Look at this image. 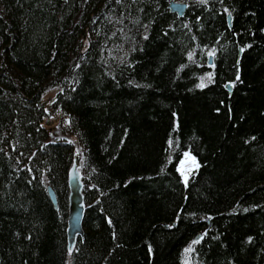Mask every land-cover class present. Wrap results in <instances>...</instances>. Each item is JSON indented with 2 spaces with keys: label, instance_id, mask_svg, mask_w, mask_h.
Segmentation results:
<instances>
[{
  "label": "trees",
  "instance_id": "trees-1",
  "mask_svg": "<svg viewBox=\"0 0 264 264\" xmlns=\"http://www.w3.org/2000/svg\"><path fill=\"white\" fill-rule=\"evenodd\" d=\"M173 1L0 0V264H264V0Z\"/></svg>",
  "mask_w": 264,
  "mask_h": 264
},
{
  "label": "water",
  "instance_id": "water-1",
  "mask_svg": "<svg viewBox=\"0 0 264 264\" xmlns=\"http://www.w3.org/2000/svg\"><path fill=\"white\" fill-rule=\"evenodd\" d=\"M169 10L171 13L176 14L179 17L184 15L186 5L178 2H174L173 0H169ZM230 16H227V23L230 26ZM208 66H212L211 57L208 59ZM227 90H231L230 85H226ZM80 159L75 158V162L73 167L70 170V175L68 179V214H67V249L70 253L74 247L76 238L83 236L82 229V219L84 213V203L82 198V185L79 179V173L77 169L79 168ZM48 196L53 204L56 207V197L53 190L48 187L47 188ZM209 226V222H207V227ZM200 235H197L193 240L197 241Z\"/></svg>",
  "mask_w": 264,
  "mask_h": 264
},
{
  "label": "rangeland",
  "instance_id": "rangeland-1",
  "mask_svg": "<svg viewBox=\"0 0 264 264\" xmlns=\"http://www.w3.org/2000/svg\"><path fill=\"white\" fill-rule=\"evenodd\" d=\"M58 91L59 88H48L47 90L43 91V93L40 95V100L43 104L45 113H47V116L43 119V125L50 131V134L54 135V138L55 136H58L67 140L70 143H74L76 142V139L73 136H60L62 135L61 127L66 126V119L62 117L59 111L52 113L50 110V106L54 101ZM75 153H77V150L75 151ZM76 157L79 158L78 156ZM198 166V161L192 154H190L189 152L183 153L176 166V170L180 176L183 185H187L190 175L198 169ZM78 170L79 168L77 169V171ZM182 264H190L188 250H186L184 253Z\"/></svg>",
  "mask_w": 264,
  "mask_h": 264
},
{
  "label": "bare ground",
  "instance_id": "bare-ground-1",
  "mask_svg": "<svg viewBox=\"0 0 264 264\" xmlns=\"http://www.w3.org/2000/svg\"><path fill=\"white\" fill-rule=\"evenodd\" d=\"M229 85V84H228ZM229 91V90H228ZM231 91V90H230ZM69 190V189H68Z\"/></svg>",
  "mask_w": 264,
  "mask_h": 264
}]
</instances>
